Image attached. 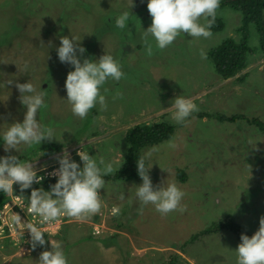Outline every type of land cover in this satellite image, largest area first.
Instances as JSON below:
<instances>
[{
    "label": "rangeland",
    "instance_id": "obj_1",
    "mask_svg": "<svg viewBox=\"0 0 264 264\" xmlns=\"http://www.w3.org/2000/svg\"><path fill=\"white\" fill-rule=\"evenodd\" d=\"M147 3L0 0V133L12 123L23 122L26 108L18 99L15 85L30 81L37 91L45 92L48 105L38 112V121L55 130L56 139L46 143L64 144L56 154L42 157L43 150L35 153L27 145H20L19 151L5 152L1 137L0 157L19 158L28 153L31 160L27 163L43 169L55 163L65 150L73 158L83 147L97 162L103 158L119 170L128 151L125 137L129 128L141 123L173 124L176 131L172 137L144 147L142 155L151 152L146 166L153 165L149 173L153 185L167 179L175 182L185 193L182 204L187 205V211L161 216L148 205L140 215L135 192L142 184L141 177L111 181L106 176L105 188L99 190L100 212L111 216L114 206L120 209L112 219L105 220L113 229L112 235L96 238L90 220L73 222L57 236L46 237L45 246L20 256L6 233L0 236V264H38L40 253L51 251L50 239L61 244L68 264H237L235 250L241 241L229 230L183 245L190 236L227 216L252 235L258 230L264 216V134L243 120L258 118L264 122V49L259 44L257 26H248L247 68L225 80L216 72L209 52L226 39H241L237 31L243 26L239 12L220 2L216 17L223 22L222 31L209 38L181 33L164 50L156 49L150 37L154 54L148 56L141 40L143 29L152 23ZM124 11L130 13V20L128 27L120 29L115 27V19ZM199 22L205 23L203 18ZM61 36L77 38L86 49L81 60H97L106 51L120 61L126 74L119 82L109 80L103 86L108 89H102L108 107L101 111L97 104L90 127L96 136L84 133L85 119L75 117L66 100L65 82L74 67L59 61L56 49ZM201 50L206 58H201ZM243 74L242 82L238 78ZM10 80L12 84H8ZM117 90L123 98L113 100ZM181 95L193 99L199 108L187 118L186 125L175 123L169 110L174 98ZM204 113L211 116H199ZM232 116L240 117L234 122L227 120ZM169 142L177 147L170 148ZM153 148L158 150L152 152ZM41 159L43 162H39ZM78 164L82 166L83 162ZM121 192L123 201L118 199ZM10 199L16 203L14 196ZM0 219L2 222V215Z\"/></svg>",
    "mask_w": 264,
    "mask_h": 264
},
{
    "label": "clouds",
    "instance_id": "obj_2",
    "mask_svg": "<svg viewBox=\"0 0 264 264\" xmlns=\"http://www.w3.org/2000/svg\"><path fill=\"white\" fill-rule=\"evenodd\" d=\"M219 5L220 0H148L147 8L152 17V23L146 30L140 24L143 29L141 40L145 46L146 54L148 56L154 54L152 40L155 41L156 49L164 50L181 33L187 34L191 38H209L212 35L210 29L215 22ZM201 18L205 23L199 22ZM129 20L130 13L124 11L116 17L115 27L125 29L128 27ZM150 37L152 40L149 39ZM60 41V46L56 49L59 61L74 67L73 71L68 72L65 82L66 100L71 105L72 114L83 120L97 104L100 105L101 111H106L108 105L102 89L103 92H107L108 89L103 86L109 80L119 82L125 77L126 74L121 70L120 61L106 51L97 60L89 58L81 60L86 49L75 36H61ZM200 55L201 58H206V53L203 50ZM12 83V80L8 81V84ZM15 86L20 93L18 99L25 106L26 112L22 123L19 121L12 123L3 133H0V137L4 141L5 152H11L13 149L19 151L20 145L31 147L41 145L45 140L56 139L55 130L51 126L42 125L37 119L38 112L48 107L45 103V92L37 91L30 81L16 83ZM122 98L123 93L117 90L113 100ZM169 110L172 113L171 119L175 123L186 125L187 118L192 113L198 112L199 108L193 99L181 95L174 98ZM168 146L176 148L177 144L169 142ZM157 150L153 148L151 151ZM150 155L151 152L138 157L137 160L138 175L142 179V184L136 186L135 192L140 205L138 213L143 215L144 208L152 205L161 216H167L176 211L183 214L187 211V205L182 204L185 193L178 188L175 182H169L167 179L160 185H153L149 174L153 165L146 166V160L150 158ZM75 157L79 161L81 158L82 168L80 164L72 160L67 150L57 156V161L51 164L52 166L59 162V168L51 174L56 178L50 179H57V182L50 186V191L32 187L34 183L41 182L42 178L38 177V172L42 170L39 169L40 166L34 167L32 163L21 162L16 155L0 157V192L11 195L13 185L16 184L19 185L21 192L32 189L28 201L25 199L26 209L25 207L21 208L25 209L27 213L39 217L38 223L22 222L18 213L13 214L11 218L17 227H22L30 232L32 250H35L37 246L46 245L45 238L50 237V235H45L48 232L47 226L57 222L61 216H67L71 221L81 223H87L89 220L98 221L97 214L102 208L99 190L105 188L104 177L112 175L116 168L112 162L105 163L103 158L97 162L93 156L82 149L77 151L73 158L75 159ZM43 160L41 159L39 162H43ZM168 173L170 174V172ZM13 196L11 195V197ZM118 199L121 201L125 199L123 192L119 194ZM11 201L10 199L9 202ZM119 211V207L112 208L113 214H118ZM91 217L93 219H90ZM72 223H65L60 231L52 236H57L64 226ZM240 239L241 242L235 250L237 264H264V216L260 217L259 228L254 235L250 237L247 234H242ZM50 241L51 251L41 252L38 264H68L61 244L55 243L51 239Z\"/></svg>",
    "mask_w": 264,
    "mask_h": 264
},
{
    "label": "trees",
    "instance_id": "obj_3",
    "mask_svg": "<svg viewBox=\"0 0 264 264\" xmlns=\"http://www.w3.org/2000/svg\"><path fill=\"white\" fill-rule=\"evenodd\" d=\"M220 2L224 5H229L233 10L239 12L242 17L241 22L243 25L237 30L242 36L240 40L235 41L233 39H226L218 47L209 52V58L215 66L216 72L222 78L227 80L242 73L247 68V57L250 53L248 47V26L250 24L254 23L257 26L259 44L261 45V48L264 49V0H220ZM223 27V22L216 17L210 31L211 33L220 32L222 31ZM238 79L243 82L245 79V75L243 74ZM97 108V105L92 108L90 110L91 114H89L87 118H85L86 126L84 127V133L88 131L90 132V136L97 135V132L90 130V127L92 126V124H94L95 119L93 116H95ZM199 116L206 117L211 115L204 113L200 114ZM238 117L240 116H232L230 118H227V120L234 122ZM243 120L250 125L255 126L259 132L264 134L263 121L258 118H253L251 120L244 118ZM175 131L176 126L166 122H160L156 124L141 123L133 126L132 128H129L125 137L126 143L128 145V151L126 150V153L124 152V162L119 170H116L112 175L108 176V180L130 181L132 179H136L138 177L137 160L138 157L143 156L142 152L144 147L167 141L172 137ZM75 139L77 140V138ZM63 145V143H46V141H43L41 143V147L33 145L29 149L33 150L35 153L43 150V154L41 156L44 157L48 156L49 154H56L62 149ZM86 147L89 148L90 146L86 145L85 148ZM81 149L84 150L83 147H81ZM19 159L21 160V162H29L31 160L28 153L27 156L26 153H24L19 157ZM82 167L83 165L81 166V168ZM181 179H184V174L181 175ZM56 182L57 179L42 178L40 183H34L32 187L37 189L43 188L45 191H50V186L54 185ZM31 191L32 189L30 188L24 190V192H21L19 185L16 184L13 185V193L11 195L22 197L28 201V198H30L31 195ZM11 195H6L5 193L0 192V210H2L3 207L10 201ZM222 230H229L233 232L240 241V237L242 234H247L250 237L252 236V234L247 229L242 227L240 224L235 223L231 216H227L222 221L218 223L213 222L211 225L190 236L186 243H184L183 247L187 244H192L198 241L204 236L215 234Z\"/></svg>",
    "mask_w": 264,
    "mask_h": 264
},
{
    "label": "built area",
    "instance_id": "obj_4",
    "mask_svg": "<svg viewBox=\"0 0 264 264\" xmlns=\"http://www.w3.org/2000/svg\"><path fill=\"white\" fill-rule=\"evenodd\" d=\"M73 161L79 163L82 162L81 158L80 161L77 159L72 158ZM57 168H59V164L56 163L52 166L46 167L42 169L40 172H38V177L40 178H56L53 175H51ZM15 202L7 203L4 206V209L0 211V218L1 215L3 217V221L1 222L0 219V236L5 235L6 233H9V237H11L12 241L16 245V247L19 250V255L26 256L32 252L31 243H30V232L28 230H25L22 227H17L12 222V216L13 214H19L21 216L22 222H31V223H38L39 217L33 216L31 213L26 212V206L27 202L22 197L15 196L14 197ZM25 207V209L21 208ZM111 215H114L112 212ZM106 212H100L98 214V221L92 222L90 221L89 224L92 227V230L94 232V236H99L102 233H104L108 227L106 226L105 220L107 218ZM75 222L71 221L67 216H61L57 222H53L52 225L47 226L48 232L45 233V235H55L57 234L61 227L65 223ZM14 224V226H11L9 228V225Z\"/></svg>",
    "mask_w": 264,
    "mask_h": 264
},
{
    "label": "flooded vegetation",
    "instance_id": "obj_5",
    "mask_svg": "<svg viewBox=\"0 0 264 264\" xmlns=\"http://www.w3.org/2000/svg\"><path fill=\"white\" fill-rule=\"evenodd\" d=\"M113 215L111 216H107L106 220L108 219H112ZM90 219H93L92 217ZM113 234V229L112 228H108L104 233H102L101 235L99 236H94L96 238H99V237H104V236H110Z\"/></svg>",
    "mask_w": 264,
    "mask_h": 264
},
{
    "label": "water",
    "instance_id": "obj_6",
    "mask_svg": "<svg viewBox=\"0 0 264 264\" xmlns=\"http://www.w3.org/2000/svg\"><path fill=\"white\" fill-rule=\"evenodd\" d=\"M229 1H238V0H229Z\"/></svg>",
    "mask_w": 264,
    "mask_h": 264
}]
</instances>
